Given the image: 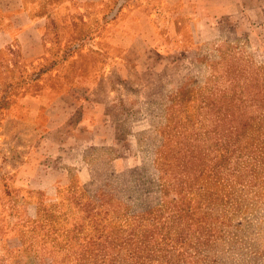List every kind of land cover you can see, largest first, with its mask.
Returning <instances> with one entry per match:
<instances>
[{
	"label": "rangeland",
	"instance_id": "374dc122",
	"mask_svg": "<svg viewBox=\"0 0 264 264\" xmlns=\"http://www.w3.org/2000/svg\"><path fill=\"white\" fill-rule=\"evenodd\" d=\"M67 1L0 0V264H134L136 238L124 218L94 232L76 201L99 204L113 191L130 212L154 206L151 182L168 142L211 130L220 116L209 109L242 103L232 99L241 89L264 96V0H240L215 18L190 8L154 12L156 0L69 2L71 12L56 11ZM129 5L140 11H122ZM21 15L40 28L30 58L5 36ZM40 97L56 105L37 141L28 115L25 124L5 118L21 115L18 101ZM218 177L199 242L191 236L185 248L161 251L168 263L136 264H264V183L237 186L229 170ZM78 224L81 234L71 232Z\"/></svg>",
	"mask_w": 264,
	"mask_h": 264
},
{
	"label": "trees",
	"instance_id": "16d2710c",
	"mask_svg": "<svg viewBox=\"0 0 264 264\" xmlns=\"http://www.w3.org/2000/svg\"><path fill=\"white\" fill-rule=\"evenodd\" d=\"M232 99L242 103L232 104L229 108L219 105L209 109L216 114V119L220 116L211 130H206L203 134L196 131L189 137L183 134L181 139L168 142V152L157 159L158 164L151 182L159 193L154 206L137 213L130 212L121 192L108 191L105 196L110 198L100 199L99 204L76 201L75 206L78 207V212L83 213L81 218L85 224L97 232L99 228L104 230L107 224L121 215L132 232L131 238H136L129 240L134 247L128 258L134 264L137 261L143 263L145 258L160 263L161 260H166L161 251H179L187 246L191 236H195L198 243L203 231L210 230L209 226L204 225L209 216L207 210L212 209L213 202L217 199L215 189L211 187L219 183L218 176L222 170H229L231 180L237 186L245 187L249 184L258 187L264 183V179H261L264 174L263 92L256 89L245 92L241 89L234 93ZM245 100L252 101V104L244 102ZM258 101L262 103L253 108ZM248 106H252L251 112L255 114H249ZM209 134L212 137L207 141L205 136ZM124 181L130 183L134 181V177L130 175ZM109 182L110 178L107 180L108 184ZM153 187L146 185L145 190L151 192ZM51 216L52 213L45 212V217ZM39 220L38 218L33 223L38 224ZM83 226L78 224L71 232L81 234ZM107 235L111 240L112 234ZM72 237L77 239L76 236ZM110 240H107L108 244L112 242ZM84 252L83 249L74 252L75 255L78 253L80 262L84 260Z\"/></svg>",
	"mask_w": 264,
	"mask_h": 264
},
{
	"label": "crops",
	"instance_id": "0c3cea01",
	"mask_svg": "<svg viewBox=\"0 0 264 264\" xmlns=\"http://www.w3.org/2000/svg\"><path fill=\"white\" fill-rule=\"evenodd\" d=\"M107 0H70L67 3L61 5L59 9L57 8L56 11H66L71 12L70 3H77L79 5L91 4V3H98ZM240 0H156V5L154 7V12H160L164 14H174V13H181L184 10L194 9V12L197 13V16L203 14L204 16H211V17H220L225 16L228 14H232L237 11L238 3ZM68 5V6H67ZM68 7V8H67ZM103 7V5H101ZM122 11H126L127 13L132 12H139L140 8H136L135 6H122ZM86 11V10H84ZM26 17V16H24ZM23 15L20 16V21H13L10 25V31L5 34L8 38L11 39H18L19 41V48L20 51L26 57H33L30 56L28 53L31 52L32 48L35 50L38 49V46L41 44L40 40V31L39 26L35 22H31L30 20L26 19L24 21ZM14 36V37H13ZM30 38L31 42H28L27 39ZM120 38V37H119ZM30 45V48L28 47ZM41 47V46H40ZM39 57V56H38ZM52 93V92H51ZM52 95H54L52 93ZM44 98H46L44 96ZM43 97H40L39 100L35 101H27V100H20L16 103V106L21 110V115L17 116L9 111L6 113V124L13 123V124H25L24 121L27 120V117L23 119L24 116L28 115L31 122L30 130L33 131L36 136H38L37 141H41L40 138L44 136L45 133L43 132V128L50 124V118L47 114V109L51 105H56V101L52 100L49 102L45 101ZM55 99V96L53 97ZM51 106V108L53 107ZM13 108V106H11ZM58 109V107L56 106ZM43 144V142H42ZM37 145V142H36ZM61 177V176H59ZM60 178L52 177V184H60Z\"/></svg>",
	"mask_w": 264,
	"mask_h": 264
}]
</instances>
